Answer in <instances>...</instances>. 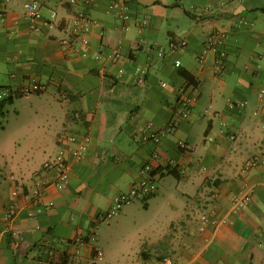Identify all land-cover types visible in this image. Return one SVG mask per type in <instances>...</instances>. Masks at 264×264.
<instances>
[{
	"label": "crops",
	"instance_id": "1",
	"mask_svg": "<svg viewBox=\"0 0 264 264\" xmlns=\"http://www.w3.org/2000/svg\"><path fill=\"white\" fill-rule=\"evenodd\" d=\"M33 1L0 0V87L48 84L44 93L14 99L44 128L26 137L9 132L0 145V212L21 208L12 221L0 219V264H159L167 257L256 264L264 248V164L249 169L247 162L264 156V0H127L132 19L125 27L106 12L111 0H38L44 19L35 27L26 11ZM53 11L57 24L50 28ZM80 13L95 21L85 32L88 45L74 34ZM145 18L149 24L140 28ZM218 31L230 34L221 62L206 49ZM183 86L196 98L192 115L159 143H142L138 133L147 123L164 130L179 118ZM69 135L91 137L87 153L71 155L67 187L40 189L39 201V183L58 178L44 164ZM147 163L159 183L148 207L168 199L180 212L158 240L124 259L127 252L108 238L112 223L101 218L142 179ZM248 187L252 200L235 210ZM208 205L226 222L203 232L192 221Z\"/></svg>",
	"mask_w": 264,
	"mask_h": 264
},
{
	"label": "built area",
	"instance_id": "2",
	"mask_svg": "<svg viewBox=\"0 0 264 264\" xmlns=\"http://www.w3.org/2000/svg\"><path fill=\"white\" fill-rule=\"evenodd\" d=\"M72 3H76L77 0H70ZM87 3L91 4L93 0H85ZM129 5L127 0H111V3L106 8V12L109 14L116 15L120 21L123 22L124 27L129 23L132 19ZM198 10H201V7H198ZM26 11L33 22L34 26L36 27V24L44 19L43 13H42V5L38 0H35L33 2L26 4ZM58 18L57 11L52 12V20L50 23H48V26L50 28H54L56 26ZM4 19V16L0 14V21ZM95 21L92 20L88 15L84 13H80L77 17L76 23H75V30L74 34L79 35V33L82 36V42L84 45L89 44V38L85 36V32H89L91 29L92 24H94ZM149 24L148 19H143L141 22H139V27L143 28L146 25ZM83 25V26H80ZM79 27L81 28V32H79ZM230 39V34L227 31H218L213 33L206 44L207 51H212L216 54H218L219 61H224L228 56V50H227V43ZM62 43L64 45L71 46V42L69 39H63ZM188 43L186 40H182L179 42L178 47L182 50H184L187 47ZM159 56H164V51H159ZM120 57L119 51H116L114 53V58L117 59ZM177 66L182 65L181 60H177L175 63ZM167 82L163 81L162 86L166 87ZM48 90V84L42 83L40 81L34 80L29 82L28 84L22 85L20 87H14V86H6V87H0V101L5 99H15L19 96H31L34 94L44 93ZM62 99H67L69 97V94L67 91L62 92ZM264 98V89H262L260 94V99ZM196 103V98L189 95L187 92L186 87L180 88V96L177 102V116L179 117L177 120H175L173 123H171L168 127H166L164 130H160L155 127L153 123H147L145 127H143L139 133L138 138L142 143L147 142H154L159 143L162 134L171 133L173 129L177 126L179 123V120L187 119L189 118L192 113L193 109ZM246 102L240 103L241 106H245ZM76 118H81V113H76ZM210 141L213 139L210 138ZM67 145L60 149V151L50 160H48L44 167L47 172H57L58 178L53 180L50 177L44 178L39 184L40 188L38 190V200L40 201L42 199L41 197V190L40 189H46L51 186H54L58 189H65L67 187V184L69 182V158L71 155H74L76 157H83L84 154L87 153L88 146L91 142V137L85 136L84 138L80 139L79 137L75 135H69L67 136ZM180 147L183 149H187L189 145L184 141H179ZM160 157V154L158 152H155L153 154V158L158 159ZM259 164H264V156L263 157H254L250 159L247 162V168H253ZM159 190L158 185V179L157 175L155 173V168L151 163H147L142 167V179L133 184L128 192L120 193L116 196L114 201V206L110 211H108L106 214H104L101 218V221H107L111 217H113L115 214H117L120 210H122L126 205L132 203L134 200L137 199H143L147 200L151 196H153L155 193H157ZM253 187H248L243 194L238 197L234 201V209H238L240 207L245 206L248 204L253 197ZM13 196L17 197L19 196V191L14 190ZM51 203L50 205H52ZM20 206L18 204H13L10 210L5 212H0V219H3L5 221H12L15 217V215L20 211ZM34 215V213H32ZM226 222V219L219 220L215 217L214 213H206L201 216L200 219V225H201V231L205 232L209 226L217 227L220 223ZM96 258H102L103 252L101 250L95 251ZM159 264H180V262L174 258L167 257L163 261H161Z\"/></svg>",
	"mask_w": 264,
	"mask_h": 264
},
{
	"label": "rangeland",
	"instance_id": "3",
	"mask_svg": "<svg viewBox=\"0 0 264 264\" xmlns=\"http://www.w3.org/2000/svg\"><path fill=\"white\" fill-rule=\"evenodd\" d=\"M18 110H21V116H18ZM27 108L17 101V104H8L5 108V114L0 116V145L4 143L7 133L12 132L18 137H26L33 132H39L44 128L43 124L32 123L26 113ZM2 126L8 127L3 132ZM49 125H45L48 128ZM159 185V183H158ZM184 200V199H183ZM148 207L146 200L137 199L124 207L109 220L112 223L113 232L108 236L113 238L111 246H119L120 251H124L125 258L136 256L139 250L147 249V243L158 240L170 227L172 222L177 219L179 212H175L168 199L152 200ZM213 205H208L203 209L199 217L192 221L196 227L200 225V219L203 214L211 212ZM127 211L126 213H124ZM196 222V223H195ZM105 236V235H104ZM184 240H187L183 237ZM109 243V240L106 242ZM158 243V241H157ZM156 243V246H157ZM120 253H116L119 255ZM259 260L256 264H264V248L259 251Z\"/></svg>",
	"mask_w": 264,
	"mask_h": 264
},
{
	"label": "trees",
	"instance_id": "4",
	"mask_svg": "<svg viewBox=\"0 0 264 264\" xmlns=\"http://www.w3.org/2000/svg\"><path fill=\"white\" fill-rule=\"evenodd\" d=\"M14 103V99H5L0 101V116H3L5 114V108L8 104H13ZM3 128V126H2ZM152 197V196H151Z\"/></svg>",
	"mask_w": 264,
	"mask_h": 264
}]
</instances>
